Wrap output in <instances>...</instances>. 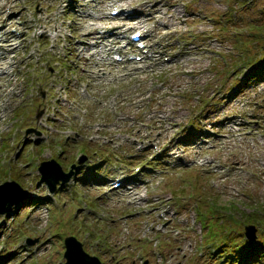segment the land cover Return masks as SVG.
<instances>
[{"label":"rangeland","instance_id":"rangeland-1","mask_svg":"<svg viewBox=\"0 0 264 264\" xmlns=\"http://www.w3.org/2000/svg\"><path fill=\"white\" fill-rule=\"evenodd\" d=\"M11 2L0 20L14 38L0 52L25 46L0 85L12 86L0 94V184L14 180L30 197L0 215V264H65L71 236L101 264H227L225 250L260 239L264 0ZM117 7L138 18L111 15ZM91 14L133 26L113 47L85 49L79 40L96 39L85 27L104 22ZM147 28L145 59L130 37ZM97 48L106 62L89 72L101 57L91 55ZM124 52L127 65L114 64L113 55ZM131 52L142 59L131 60ZM58 69L63 79L42 84ZM58 93L65 99L54 109L40 103L53 99L50 106ZM52 159L66 172L76 165L54 192L38 185L39 165ZM118 177L132 190L115 188ZM142 189L141 199L130 195ZM250 224L255 239L246 233Z\"/></svg>","mask_w":264,"mask_h":264},{"label":"bare ground","instance_id":"bare-ground-1","mask_svg":"<svg viewBox=\"0 0 264 264\" xmlns=\"http://www.w3.org/2000/svg\"><path fill=\"white\" fill-rule=\"evenodd\" d=\"M12 0H0V10H1V12H3V10H4V8L7 6V5H10L12 2H11ZM122 5H124V4H122ZM172 6H174L173 7V9H174V12L177 14V13H179L180 11H179V9L178 8H176L175 6H176V4H173ZM124 7H122V9H123ZM136 12V11H135ZM135 12H126V10H125V12H123V13H126V15L128 16V17H130V18H132V19H137L138 17H137V15H134V13ZM2 14V13H1ZM173 15H175L174 13L173 14H171V16H173ZM91 16L92 17H95V15H93V14H91ZM108 16V15H107ZM107 16H105V17H101V16H98L97 18H103L102 20L104 21V22H95V23H93L92 25H88V26H86L85 27V29L87 30V35H92L93 34V31L90 29V28H94V29H97V32L100 34V37H98V39L96 40V41H92L93 42V44H95V45H100L102 42H103V40H107V42L108 43H106L105 45H109V44H118L119 42H121L122 41V39H123V32H122V29L121 28H124L127 24H125V25H120V23L119 24H114V23H110V22H107ZM188 17V16H187ZM97 18H96V20H97ZM171 20L170 19H168V21L167 22H163V24H165V26L166 27H168V28H171L174 24L173 23H171L170 22ZM134 22H135V20H134ZM142 23H144V20L143 19H140L138 22H137V24L139 25H142ZM139 25V26H140ZM132 26L133 25H127V28H132ZM143 27V26H142ZM141 27V28H142ZM59 28L60 27H57L56 29H55V32H48V37H55V36H57L58 35V33H59ZM103 28H105L106 29V33H103L104 31H102V30H100V29H103ZM146 31L147 32H149V34H151L150 33V31H149V29H146ZM23 33V32H22ZM52 33H54L53 35H51ZM104 36H108V37H104ZM110 36V37H109ZM6 37H7V39L8 40H11L13 37H14V35H12V34H9V35H6ZM21 38V37H20ZM105 38V39H104ZM50 41H51V39H49ZM24 42L25 41H22V44H20V43H18V42H16L15 44H16V47L14 48V50L10 53V50L8 49V50H4V52H3V54H2V57H0V59H2V66L0 67V85H1V81H3V80H7V79H4L5 77H9V76H11L12 74H13V71L14 70H12L11 68H14V67H17L18 66V62L20 63V60L18 59L17 60V65H15V63H14V65H13V60L18 56V54H20V51H18V50H20V47H22V46H25V44H24ZM78 44H80V45H87V43L84 41V40H79L78 41ZM27 47V46H26ZM54 49L56 50V51H58V47L57 46H55L54 47ZM79 50H80V48H79ZM36 51V50H35ZM95 52H97V51H94V53L93 54H95ZM10 53V54H9ZM33 53L34 52H32L30 55H29V57H31L32 55H33ZM148 52H143L142 51V54H144L145 56H146V54H147ZM146 57H148V56H146ZM146 57H144L145 59H146ZM54 58V57H53ZM92 58H95V57H92ZM116 58H118V57H116ZM132 60V59H131ZM103 62H106V58H105V56H101V57H97V59L94 61V63H90L89 65H88V67H87V69H88V71L89 72H96V70L98 69V68H102V67H104V64H103ZM116 63H123V64H125V65H127V62H125V61H116V62H114V64H116ZM132 63V62H131ZM133 67H135V66H133ZM96 68V69H95ZM137 68V67H136ZM118 71H120V70H118ZM20 72L22 73V71L20 70ZM66 75V74H65ZM121 75H125L127 78H128V76H127V74H126V72L125 73H122ZM54 77H58L59 79H63L64 78V72H63V69H58V73H57V75L56 74H54V73H46L45 74V78H44V81L42 82V84H44L45 86L47 85V84H49V80H53L54 79ZM56 81V79H54V82ZM53 82L50 84V86H49V89L50 90H55L56 89V86L57 85H54V84H56V83H54L53 85ZM70 84H73L72 83V81H70ZM52 85V86H51ZM5 86V85H4ZM32 89H34V88H32L31 87V85L29 84V83H26L25 84V92L26 93H30V90H32ZM12 91V86H10V88L7 90L6 88H3L2 86H0V94H2V96H5V95H7L8 93H10ZM31 94V93H30ZM56 101H54V102H51V104H50V106H49V104H48V101H52V100H46V99H44V100H41L40 101V103L42 104V105H47L48 107H50L51 109H54V104L58 101V100H61L62 99V101H63V99H65L62 95H60L59 93H58V96H56L55 98H54ZM46 100V101H45ZM27 105V104H26ZM64 106H69V105H64ZM0 107H1V102H0ZM1 116V115H0ZM39 115L35 118V121L37 120L38 121V123H40L41 121H39ZM236 121V117L235 116H233V117H228V122H235ZM30 133V132H29ZM23 142H24V140H23ZM211 159H208V158H204L203 159V161H202V164H206V165H209L210 163H211ZM128 190H132V188H129ZM130 195H132V197H134V199H138V198H142L143 196H146L147 195V192H146V189H142V190H139L138 191V194L137 193H131Z\"/></svg>","mask_w":264,"mask_h":264},{"label":"water","instance_id":"water-1","mask_svg":"<svg viewBox=\"0 0 264 264\" xmlns=\"http://www.w3.org/2000/svg\"><path fill=\"white\" fill-rule=\"evenodd\" d=\"M85 158L79 162L82 163ZM75 164L71 166L69 172L62 169V166L56 160L43 161L40 164L39 171L41 179L40 185L46 182L51 191L56 190L59 183L62 185L69 181L74 174ZM25 196L23 188L14 181H6L0 184V215L8 212L21 198ZM246 233L249 238L255 239L257 228L254 225H246ZM65 264H101L102 261L97 257L90 255L83 249L82 243L75 237H67L65 239Z\"/></svg>","mask_w":264,"mask_h":264},{"label":"trees","instance_id":"trees-1","mask_svg":"<svg viewBox=\"0 0 264 264\" xmlns=\"http://www.w3.org/2000/svg\"><path fill=\"white\" fill-rule=\"evenodd\" d=\"M261 72L264 71L257 72L258 75ZM261 203L263 206L262 204L257 205L260 207L258 208L259 212L261 211L257 216V220L264 223V202ZM253 215H256V211H254ZM262 225L264 226V224ZM260 233V239L256 242H250L247 241L246 238H243L244 241H242V245L235 244L230 247L231 245L223 244V246L226 245L230 247V249L225 250V254H228L229 256L224 255L227 260V264H264V228L261 227ZM227 251H229V253ZM234 251L238 254L235 255L233 253Z\"/></svg>","mask_w":264,"mask_h":264}]
</instances>
